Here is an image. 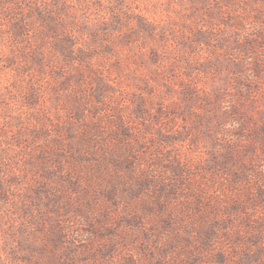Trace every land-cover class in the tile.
<instances>
[{"label":"rangeland","instance_id":"374dc122","mask_svg":"<svg viewBox=\"0 0 264 264\" xmlns=\"http://www.w3.org/2000/svg\"><path fill=\"white\" fill-rule=\"evenodd\" d=\"M0 264H264V0H0Z\"/></svg>","mask_w":264,"mask_h":264}]
</instances>
